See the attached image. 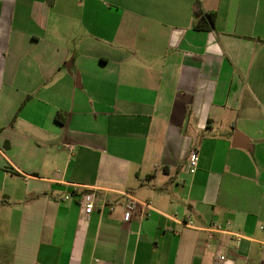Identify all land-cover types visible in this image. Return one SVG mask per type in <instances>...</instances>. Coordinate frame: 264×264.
Returning <instances> with one entry per match:
<instances>
[{
	"label": "crops",
	"instance_id": "1",
	"mask_svg": "<svg viewBox=\"0 0 264 264\" xmlns=\"http://www.w3.org/2000/svg\"><path fill=\"white\" fill-rule=\"evenodd\" d=\"M0 200V264H264V0H0Z\"/></svg>",
	"mask_w": 264,
	"mask_h": 264
},
{
	"label": "built area",
	"instance_id": "2",
	"mask_svg": "<svg viewBox=\"0 0 264 264\" xmlns=\"http://www.w3.org/2000/svg\"><path fill=\"white\" fill-rule=\"evenodd\" d=\"M68 149H72L71 146H66ZM198 162H199V153L197 150H193L191 153H190V158H189V162H188V172L190 174H195L197 169H198ZM126 197H128V201H127V204H126V210H125V214H124V220H129L130 217L132 216V213L134 210H136L137 206H138V203L133 200L132 197L126 195ZM70 196H67L65 199H69ZM95 199H96V196L94 193H86L82 196V206L85 210V213L87 215H90L92 214L94 211H95ZM111 210H114V207L111 206ZM185 225L188 226V223H185ZM211 229H216V230H221V227L220 226H217V225H213L211 227ZM263 229V227H262ZM233 234V233H232ZM237 239H240L243 237V234L241 233H234L233 234ZM219 260L221 261H224L226 259L225 256L223 255H220L218 257Z\"/></svg>",
	"mask_w": 264,
	"mask_h": 264
},
{
	"label": "trees",
	"instance_id": "3",
	"mask_svg": "<svg viewBox=\"0 0 264 264\" xmlns=\"http://www.w3.org/2000/svg\"><path fill=\"white\" fill-rule=\"evenodd\" d=\"M206 18H208L211 21L212 25H214L215 19H216V14L215 13H210V14L207 15ZM204 21H205V18L203 17L201 19L200 23L198 24V27H201L203 25ZM58 120L64 122L65 118H63L62 115H58ZM1 205H2V201L0 200V207H1Z\"/></svg>",
	"mask_w": 264,
	"mask_h": 264
}]
</instances>
